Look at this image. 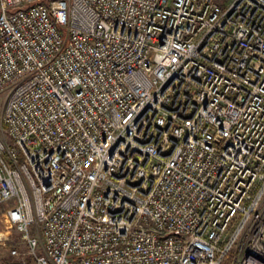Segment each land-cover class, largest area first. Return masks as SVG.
I'll return each mask as SVG.
<instances>
[{"label":"built area","instance_id":"obj_1","mask_svg":"<svg viewBox=\"0 0 264 264\" xmlns=\"http://www.w3.org/2000/svg\"><path fill=\"white\" fill-rule=\"evenodd\" d=\"M4 98L35 264H264V0H0Z\"/></svg>","mask_w":264,"mask_h":264},{"label":"rangeland","instance_id":"obj_2","mask_svg":"<svg viewBox=\"0 0 264 264\" xmlns=\"http://www.w3.org/2000/svg\"><path fill=\"white\" fill-rule=\"evenodd\" d=\"M6 100L0 99V138L8 142L6 127L3 122ZM6 206L0 207V264H35L32 258L26 257V248L21 236L14 230L6 219ZM16 250L20 256L12 255Z\"/></svg>","mask_w":264,"mask_h":264}]
</instances>
